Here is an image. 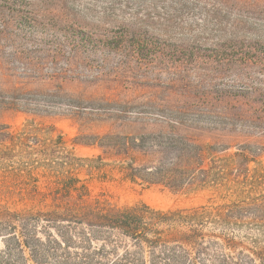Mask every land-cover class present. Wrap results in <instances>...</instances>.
Wrapping results in <instances>:
<instances>
[{
    "label": "rangeland",
    "instance_id": "1",
    "mask_svg": "<svg viewBox=\"0 0 264 264\" xmlns=\"http://www.w3.org/2000/svg\"><path fill=\"white\" fill-rule=\"evenodd\" d=\"M260 61L264 0H0V100L13 103L0 106V205L25 209L29 192L52 188L57 172L118 206L205 204L209 191L174 194L122 181L114 169L120 159L100 143L143 137L152 145L174 120L153 109L223 107L264 93ZM212 121L188 117L178 133L229 147L219 158L247 146L238 162L264 176V134L226 133ZM30 131L35 140L23 139ZM65 226L44 218L30 229L45 243Z\"/></svg>",
    "mask_w": 264,
    "mask_h": 264
},
{
    "label": "trees",
    "instance_id": "2",
    "mask_svg": "<svg viewBox=\"0 0 264 264\" xmlns=\"http://www.w3.org/2000/svg\"><path fill=\"white\" fill-rule=\"evenodd\" d=\"M5 104L12 108L13 103L1 99L0 106ZM153 111L174 119L167 123L171 131L162 140L146 145L143 137L136 143L128 137L111 141L105 136L107 141L100 147L120 159L114 169L122 181L161 185L174 194L209 191L207 202L168 210L144 203L118 206L104 195L92 197L88 187L70 173L57 172L52 188L29 192L25 209L10 211L0 205V264H256L261 260L264 176L250 175L247 163L238 162L246 160L249 147L238 146L235 153L219 158L229 147L202 144L180 135L178 129L188 117L198 121L209 116L218 131L264 134V93L252 92L250 99L223 107L170 106ZM24 137L35 140L36 131ZM65 164L59 166L72 167ZM44 218L67 224L58 240H35L31 224ZM247 250L255 257L244 254Z\"/></svg>",
    "mask_w": 264,
    "mask_h": 264
}]
</instances>
